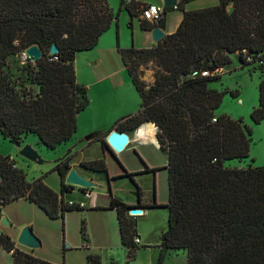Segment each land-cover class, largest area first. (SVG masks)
Segmentation results:
<instances>
[{"label":"trees","instance_id":"obj_1","mask_svg":"<svg viewBox=\"0 0 264 264\" xmlns=\"http://www.w3.org/2000/svg\"><path fill=\"white\" fill-rule=\"evenodd\" d=\"M190 1L178 3L181 22L157 46L119 49L141 106L112 128L134 132L143 124H154L159 148L167 157L168 217L160 260L169 250H184L187 264H264V165L227 166L228 161L248 158L251 131L241 119L216 114L227 91L210 87L220 79L218 74L201 75L228 67L235 54L242 67L256 65L261 77L250 119L254 124L264 119V0H219L214 6L185 10ZM122 9L135 17L140 7L119 0L113 12L106 0H0L3 138L19 143L32 135L48 150L72 138L77 115L89 103L86 88L76 82L75 56L92 50ZM141 25L153 27L146 21ZM52 44L58 48L57 60L49 55ZM31 46L42 52L41 59L23 65L30 73L32 92L15 84L6 71L8 59ZM149 63L156 67L151 85L141 79L140 71ZM106 135H94L103 149ZM65 159L55 168L61 179L57 193L43 177L28 181L13 159L0 154V219L2 207L21 199L50 219L75 210L62 201L71 188L64 183L70 169ZM79 165L96 173L107 170L103 159ZM136 195L139 200L137 187ZM110 208L116 210L121 244L133 258L138 236L136 222L127 213L143 206L112 199ZM0 246L13 251V264H50L15 249V242L2 232ZM87 264H100L99 256L88 255Z\"/></svg>","mask_w":264,"mask_h":264},{"label":"crops","instance_id":"obj_2","mask_svg":"<svg viewBox=\"0 0 264 264\" xmlns=\"http://www.w3.org/2000/svg\"><path fill=\"white\" fill-rule=\"evenodd\" d=\"M106 1L108 6L112 9L113 12L118 11L119 0H106ZM125 1L126 3L130 1H134L139 4L140 10L137 13V15L135 17H131L125 9L120 10L118 12L116 24L115 21L112 22L110 28L99 37L96 46L92 50L78 52L74 60L76 82L79 85L85 86L87 90V97H89V92L91 87L97 86L98 90H97V96H94L95 98L96 97L97 99L103 97L110 98V100L108 101L110 103L108 110L110 112L109 115H111L114 119L113 121L114 123L118 119H121L129 114H133L137 112L141 106V99L131 81V78L127 72L126 67L122 62L119 49H129L132 47L135 49L150 48L157 46V44L159 43V41L154 42L152 40L151 31L154 25L152 28L146 29L141 25V20L139 19V13L141 11V8L146 5L153 4L152 0H125ZM177 1L179 3L181 0H177ZM218 2L219 0H191L188 4L185 5V10L210 7L217 5ZM181 19H182L181 11L177 9L164 11L162 9V21H161L162 23H161V27L158 28L163 32L164 37L176 31L179 23L181 22ZM234 61L237 62L235 68L233 69L234 71L236 69L240 70L244 68L238 62L237 54H235L234 56H232V63L228 67L222 68L218 72L219 78L227 73V71L229 70V68L231 67ZM246 67H251L255 71L258 69L256 65L246 66ZM260 77H261V72H260L259 80ZM153 81H154V77L150 81H145V82L147 85H151ZM91 99L92 101L94 100L93 98ZM88 100L90 101L89 98ZM91 102L88 103V106L86 108L89 107ZM81 114L82 111L77 115V122H79V118ZM111 130H117V129L112 128ZM124 133L128 135L129 142L125 146V148L119 153L113 154L110 151L104 150L101 147V144L97 141V139H95L96 142L100 144V148H101L100 157L88 158V159L78 158L77 160H75L78 157V154L74 152H72L73 153L72 154L71 151H69L70 154H68L65 157L66 159H69L68 160L69 166L73 167L77 171V173H79L81 176L94 182L97 186L103 183L102 186H98L99 189H103V186L106 187L105 191H101V192H94L93 190L90 189L89 198H84L81 193L82 191L79 188L76 187L68 188L67 192L62 195V201L64 203L67 202L75 203L74 206L77 207L75 210L65 212L63 216L58 219H50L35 204L28 202L27 200L24 199L18 200V201L28 202L30 204L31 210L34 212V214L38 215L40 218H43L42 216H45L52 221L61 220L63 226V233L65 232L64 230L65 221L69 217L68 214L77 213L80 214L81 217L85 216V219L87 221V226L85 227V223L82 222L79 228V237L81 241H77V242L73 241V243L75 244L72 245L68 243V245L65 246L66 241L64 239L65 237L64 235L62 241L59 240L44 241L41 238L45 236L44 232H42L37 228H33L34 233L41 239L40 247L43 249L38 251L37 249L29 250L16 243V238L18 236L19 230H11L0 226V232L8 235L15 242V246H14L15 249H18L21 252L31 255L32 257L38 259L41 262H46L50 264H87L88 255L98 256L95 253V251H99V252L104 251V257L102 259L104 261L106 260L107 263L109 262V264L111 263L115 264L113 260L119 261L118 259H116V256L114 254L115 251L119 250L122 254L123 261H128L130 259L131 260L134 259L135 254L138 250L149 248V246L151 245L150 241H148L147 238H145V235L137 231V220L140 217L144 216L147 211L162 210V209L166 210L167 212L166 229H167L168 210L166 208V205L168 204V199L167 202L162 203L159 201L157 194L158 181L162 174L166 177V184L168 189L167 157L159 148V143L156 139V131L154 133V140H153L154 142L151 140L145 142L139 141L136 139V137H134L133 132H124ZM73 136L67 142H70L74 138ZM136 144L137 145L152 144L153 146H155L156 153L154 152L153 154L152 152L147 151L145 152L146 155L144 156L143 154H138L137 152H135V150H133L134 151L133 153L135 154L136 158L139 159L138 167L136 169L127 168V170H125L122 167L121 163L119 162V159H121L120 156H122L121 154L124 151L133 148ZM87 147H89V144H87ZM157 152H160L164 156L165 163L161 164L160 162L159 163L157 162ZM95 159L105 160L106 169H107L106 173L92 172L90 170H86L80 167L79 165L81 162L91 161ZM112 159L117 162L113 161ZM110 161L115 162L116 166L113 163H109ZM123 163L125 164V162ZM236 167H241V166L239 165ZM140 176H145L146 178L152 179V193H151V198L149 197L150 199L149 203L145 202L146 198L142 193L143 189H139L140 192L139 200L136 195V190H132V189L130 190L132 196L136 197L135 201H132L131 199L129 200V197L127 199H124L119 194V191H121L122 189L119 182L120 180L127 179L132 183V185L135 188L136 187L138 188V185L135 184L133 179H136L137 180L136 182H138L139 181L138 177ZM60 186L61 183L59 185V190H54V191L58 193L60 191ZM112 199H117L129 206H136L137 203L140 202V204L143 206V208H139L142 211L141 214L139 215L130 216L127 213V216L136 222V233L138 239L140 240L134 252L133 258L128 257V249L121 244V241H117L114 238L112 229L115 227L119 234V228H118L116 210L110 208V203ZM79 203L83 204V206L79 207L78 206ZM110 212H115V215L114 214L109 215L108 213ZM13 217L15 218L14 215ZM115 217H116V225L114 224ZM19 224L20 227L25 225H31L33 227L32 222L27 219L26 220L24 219L23 221L19 222ZM118 236L120 240V234ZM66 248L68 249V251ZM157 249H159V253H160L161 250L160 244ZM71 250L82 252L83 255H78V257H73V256L68 257V252ZM177 252H182L186 255V264H187V254L186 251L184 250H169L166 253V255L170 256V254H176ZM12 253L13 251L7 252L0 246V264H13ZM57 253L63 255L62 262L57 261V257H58ZM150 262H153V259H150ZM100 264H106V263L100 261Z\"/></svg>","mask_w":264,"mask_h":264},{"label":"rangeland","instance_id":"obj_3","mask_svg":"<svg viewBox=\"0 0 264 264\" xmlns=\"http://www.w3.org/2000/svg\"><path fill=\"white\" fill-rule=\"evenodd\" d=\"M236 64L237 62L234 61L227 73L222 75L217 82L212 83L210 86L211 88L227 91L223 96L221 105L216 111V114L227 115L232 119H241L251 131L250 152L248 158L241 161H228L227 166L236 167L240 165L241 167H244L250 165L252 167H261L264 165V119L259 124H254L250 119V113L252 109L257 106V87L259 83L260 71L258 69L255 71L251 67H244L243 69H236L234 71L233 69L235 68ZM6 71L9 73L12 81L15 84L23 87L26 90H30L31 92L35 91V88L28 82V76L30 74L28 72V68L20 64L17 56H12L8 59ZM140 71L141 79L143 81H150L154 77L156 67L149 63L148 65L141 67ZM97 90V86L91 87L88 98L90 99L89 102L92 101L91 98L94 100L85 111H82L79 122H76L77 130L73 136L74 138L70 142L59 145L55 150H48L44 146L39 145L37 143V139L32 135L22 138L21 142H19L20 147L29 145L34 150H36L40 156V159L42 160L41 164H35L20 157L18 155L19 149L13 144V142L3 138L1 134L0 154L2 156H9L13 158L16 162V165L23 169V171L26 173V179L28 181L43 177V181L47 186L53 190H59L61 179L58 172L55 170L57 163L64 160V158L70 154L69 151H71V153L74 152L78 154V157L75 160L78 158L88 159L100 157V144L96 142L94 135L97 134L98 136H104L108 134L114 124V119L111 115H109L110 112L108 110L110 106L108 101L110 98H95L94 96H97ZM230 91L237 92V96L233 98L229 93ZM89 136L92 137L87 139ZM87 144H89V147H87ZM133 150H135V152L138 154H143L145 156V152L147 151L154 154L155 146L152 144H136L133 148L124 151L121 154L122 156H120L121 159H119V162L125 170H127V168L136 169L138 167L139 159L136 158ZM115 162L110 161L109 163H113L115 165ZM123 162H125L126 165ZM157 162H160L161 164L165 163V158L160 152H157ZM138 179V182H136V179L133 180L135 184L138 185V189H143L142 193L146 198L145 202L149 203V197L151 198L152 193V179L146 178L145 176H140ZM119 182L122 188L121 191H119L120 196L124 199L129 197V200L131 199L132 201H135L136 197L132 196L130 193L131 189L136 190L132 183L127 179H122ZM102 184L103 183L98 186H102ZM105 189L106 187L103 186V189L95 188L91 190L94 192H101L105 191ZM157 194L160 202H167L168 189L166 177L163 174L158 181ZM108 214L115 215V212H110ZM68 216L69 217L65 221V232L63 233L61 220L52 221L45 216L40 218L38 215L34 214L28 202L15 201L2 207V217L7 218L10 223V226L5 228L19 230L18 234L26 226H29L33 233V228H37L44 232L45 236L41 237L44 241H62L64 235V239L66 241L65 246L68 245V243L72 245L75 244L73 241H81L79 237V228L81 223L84 222L85 227L87 226L85 216L81 217L80 214L77 213H71L68 214ZM166 216V210L162 209L147 211L144 216L140 217L137 220V231L141 232V234H144L145 238L150 241L151 245L149 248L138 250L134 259H130L128 261H123L122 254L119 250L115 251L114 254L116 259L119 260H113L115 264H186V255L182 252L170 254V256L165 254L160 260V253L159 249L157 248L161 242V235L166 230ZM24 219L31 221L33 227L31 225L20 227L19 222L23 221ZM114 224L116 225V217ZM112 231L115 240L120 241L117 229L114 227ZM35 236L41 241V239L36 234ZM41 249L43 248L40 247L37 249V251ZM95 253L99 256L101 262L109 264V262L107 263L106 260L104 261L102 259L104 257V251H95ZM57 254V261L62 262L63 255H60V253ZM78 255H83V253L76 250H71L68 252V257H78ZM150 259H153V262H150Z\"/></svg>","mask_w":264,"mask_h":264},{"label":"water","instance_id":"obj_4","mask_svg":"<svg viewBox=\"0 0 264 264\" xmlns=\"http://www.w3.org/2000/svg\"><path fill=\"white\" fill-rule=\"evenodd\" d=\"M152 3L163 10L170 8L174 9L178 5L177 0H152ZM151 35H152V40L154 42L160 41L161 39L164 38L163 32L157 26H154L152 28ZM57 53H58L57 46L55 44H52L49 49V55H55ZM26 54L33 63H35L42 57V52L37 46H31L27 48ZM137 130L133 132V135H135V132ZM91 137L92 136H89L87 139ZM128 142H129V138L126 133L120 132L118 130H111L105 137V143L107 145V149L105 150L110 151L113 154L119 153L125 148ZM13 144L19 149L18 155L23 159L35 164L42 163V160L40 159V156L38 155L37 151L34 150L31 146L24 145L23 147H20V143L18 142H13ZM64 183L68 186L76 187L82 190H90V189L98 188V186L94 182L81 176L79 173H77V171L73 167H70L67 174L65 175ZM141 212L142 211L139 208H132L128 210V215L130 216L139 215L141 214ZM0 226L9 227L10 223L8 219L5 217H1ZM16 243L30 250L38 249L40 248L41 245L40 240L35 236V234L33 233L32 229L29 226L24 227L20 231V233L17 236Z\"/></svg>","mask_w":264,"mask_h":264},{"label":"built area","instance_id":"obj_5","mask_svg":"<svg viewBox=\"0 0 264 264\" xmlns=\"http://www.w3.org/2000/svg\"><path fill=\"white\" fill-rule=\"evenodd\" d=\"M176 9V8H174ZM162 18V9L157 7L156 5L154 4H149V5H146L144 7L141 8V11L139 13V19L141 21H146L154 26H156L159 21L161 20ZM52 57V60H57L56 56L55 55H50ZM17 58L19 59V62L21 65H26L27 63L29 62H32L30 60V58L28 57V55L26 54V50L20 52L17 56ZM247 60L249 61L250 59L247 58ZM221 69H217L211 73H209L208 71H204L201 73L202 76H212L214 74H218V72L220 71ZM213 122H215V119H213ZM82 192V195L84 198H89L90 197V192L89 190H82L80 189ZM75 203L73 202H67V205L68 206H74ZM79 207H82L83 204L79 203L78 204ZM140 242V240L138 239V237H135L134 239V243L136 245H138Z\"/></svg>","mask_w":264,"mask_h":264},{"label":"bare ground","instance_id":"obj_6","mask_svg":"<svg viewBox=\"0 0 264 264\" xmlns=\"http://www.w3.org/2000/svg\"><path fill=\"white\" fill-rule=\"evenodd\" d=\"M155 131L156 128L152 123H146L138 128V130L135 132V137L139 141H153Z\"/></svg>","mask_w":264,"mask_h":264}]
</instances>
